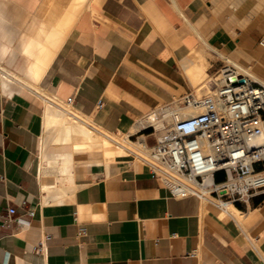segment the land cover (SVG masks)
<instances>
[{
	"label": "crops",
	"instance_id": "0c3cea01",
	"mask_svg": "<svg viewBox=\"0 0 264 264\" xmlns=\"http://www.w3.org/2000/svg\"><path fill=\"white\" fill-rule=\"evenodd\" d=\"M226 2L0 0V264H264V196L236 207L241 221L195 197L175 199L135 153L112 160L100 144L75 148L81 137L62 142L27 84L72 98L82 120L124 146L153 147L161 136L135 130L139 122L195 92L223 55L260 57L236 25L262 31L264 17L254 26L251 11ZM31 60L38 81L28 77ZM12 208L21 219L35 211L29 226H4Z\"/></svg>",
	"mask_w": 264,
	"mask_h": 264
},
{
	"label": "built area",
	"instance_id": "2783aa9c",
	"mask_svg": "<svg viewBox=\"0 0 264 264\" xmlns=\"http://www.w3.org/2000/svg\"><path fill=\"white\" fill-rule=\"evenodd\" d=\"M259 46L264 50V38ZM188 109L192 115L185 114ZM151 115L147 129L162 136L153 147L142 143L147 156L139 159L173 198L195 197L222 210L224 204L239 207L264 196L263 82L223 59L195 92ZM34 216L29 210L21 219L12 208L4 226L27 227ZM48 239L35 248L37 254L46 252Z\"/></svg>",
	"mask_w": 264,
	"mask_h": 264
},
{
	"label": "bare ground",
	"instance_id": "6f19581e",
	"mask_svg": "<svg viewBox=\"0 0 264 264\" xmlns=\"http://www.w3.org/2000/svg\"><path fill=\"white\" fill-rule=\"evenodd\" d=\"M81 1V0H80ZM91 1V0H90ZM235 1V0H234ZM71 2V1H70ZM76 2V1H75ZM79 2V1H78ZM77 2V3H78ZM89 2V1H88ZM87 2V4H88ZM224 2V1H223ZM237 2V1H236ZM242 5L244 6H250L252 5V3L254 2V0H242V1H239ZM260 3H263L262 5L259 4L258 2V5L256 3V6L255 8H257L258 10H260L261 14H259L258 16L261 17L264 16V0H260L259 1ZM74 3V2H73ZM71 3V5L73 4ZM90 3V2H89ZM239 3V4H240ZM53 4V3H52ZM239 4H235L236 6L234 8H232L234 11H236L237 13V7H242L241 5ZM89 5V4H88ZM88 5H84L83 7L86 6V8L88 7ZM234 5V4H233ZM73 6V5H72ZM90 6V5H89ZM76 7V6H75ZM82 7V6H81ZM53 8V7H52ZM252 8V7H251ZM51 9V8H50ZM49 9V10H50ZM54 9V8H53ZM70 9V8H69ZM81 9V8H79ZM83 9V8H82ZM89 9V7H88ZM239 9V8H238ZM245 9L244 11L246 12V10L249 8H243ZM251 10V9H250ZM69 11V10H68ZM83 11V10H82ZM244 12L242 10H239L238 12ZM52 12V10H51ZM66 12V10H65ZM79 12V11H78ZM259 12V13H260ZM55 13V12H53ZM247 13V12H246ZM256 13V12H254ZM258 13V12H257ZM47 14V13H46ZM253 14V11L252 13ZM241 15V14H240ZM257 15V14H256ZM70 16V15H69ZM257 16V17H258ZM55 18V17H54ZM67 19V18H66ZM72 19V18H71ZM51 20V19H50ZM243 20V19H242ZM244 21V20H243ZM64 26V25H63ZM248 27V26H247ZM58 29V28H57ZM63 29V27H62ZM62 29H61V32H62ZM67 29V28H66ZM59 30V29H58ZM64 30V29H63ZM68 30V29H67ZM33 40V39H32ZM207 46V45H206ZM45 48V47H44ZM196 48V47H195ZM202 51V50H201ZM27 54H32L34 53V47L33 46H29V48L25 51ZM54 52V51H53ZM240 53V52H239ZM38 59L39 61L42 63L43 61L47 60V49L45 50H40L38 53ZM54 54V53H53ZM51 55V54H50ZM25 56V55H24ZM231 56V55H230ZM52 57V56H51ZM229 57V56H228ZM248 57V56H246ZM174 58V57H173ZM232 58V57H231ZM239 58V57H238ZM29 59V58H28ZM38 59L36 60V62L38 61ZM52 59V58H51ZM50 59V61H51ZM225 59L227 62L231 63V64H234L236 65L237 67H239L245 74H247L248 76H251L254 80L256 81H259V82H263L264 81H261L259 78H257L254 73L252 72L251 68L250 67H245L243 66L244 64H236V63H233L230 60H228L226 57L223 58ZM233 59V58H232ZM249 59V58H248ZM244 60V59H243ZM32 61V60H31ZM38 61V62H39ZM48 60V62H50ZM236 61V60H235ZM250 61V60H249ZM44 63V62H43ZM42 63V64H43ZM46 63V61H45ZM44 63V64H45ZM51 63V62H50ZM244 63V62H243ZM33 64V61L31 63V65ZM37 63H35L34 66L32 67H29V75L28 77L32 80H37L38 81V78H39V70H40V67L38 68V66L36 65ZM41 64V65H42ZM30 65V66H31ZM38 65H40L38 63ZM40 65V66H41ZM47 67V63L45 65ZM49 66V65H48ZM44 67V65H43ZM199 67V66H198ZM1 68V67H0ZM45 68V67H44ZM206 68V67H205ZM43 69V68H42ZM46 69V68H45ZM42 72V70H41ZM44 73V70L43 72ZM7 75V74H6ZM44 75V74H43ZM7 78V76L5 77ZM207 79V78H206ZM205 79V80H206ZM31 80V81H32ZM41 80V79H40ZM203 83V82H202ZM28 86L30 87H33L38 93L39 95H41L42 97H44L45 99V102H46V109H45V119H46V123L51 125V126H54L56 128L59 129V131L63 134V137H61L62 139V142H69L72 140V136H78V137H81V141L80 142H75L74 143V147L77 148V149H81V148H85L87 145H91V144H100L102 146V148L104 149V153H105V157L108 158V159H114L117 155H125V154H128L129 152H132L130 150V147H127V146H124V144H122L123 142L116 138L115 136L111 135V134H108V133H105L104 131L100 130L98 127H96L90 120H82L80 118V115L79 113L73 108L72 105L68 104L67 101H62V100H59V98L57 99V96L56 97H53L51 95H49L48 93H46L45 91L41 90L36 84L33 83H27ZM202 85V84H201ZM198 86V85H197ZM198 88V87H197ZM196 88V89H197ZM191 110L188 109L185 111V114H189V115H192L191 114ZM153 122V117L152 115L148 117V119H145V120H142L141 122H139V124L137 125V127L135 128V130H137L138 128H140L141 126H146V125H149L150 123ZM142 129V128H141ZM134 130V131H135ZM126 145V144H125ZM135 152V151H134ZM132 152V153H134ZM131 153V154H132ZM130 154V155H131ZM135 155L140 158L139 155H137L135 153ZM134 157V154L132 155ZM135 156V157H136ZM136 157V158H137ZM137 158V159H138ZM140 160V159H139ZM204 202H207L210 204V202L208 201H204ZM223 211H226L232 215H235L236 216H241V212L238 211V209L236 208V206L232 205V204H224V208L222 209Z\"/></svg>",
	"mask_w": 264,
	"mask_h": 264
},
{
	"label": "rangeland",
	"instance_id": "374dc122",
	"mask_svg": "<svg viewBox=\"0 0 264 264\" xmlns=\"http://www.w3.org/2000/svg\"><path fill=\"white\" fill-rule=\"evenodd\" d=\"M237 1V2H236ZM239 1H242V0H227V2H226V5H227V7H232V8H234L236 5V3L237 4H239L240 2ZM260 0H254V2L252 3V5H251V7L248 5L247 7L246 6H244V5H242L241 3L239 4V5H241L242 7H237V13L236 14H241V11L240 12H238L239 10H242V11H244L245 9H243V8H249V10L247 9V11H253V25L254 26H257V24H258V22L259 21H261L262 20V18H260V16H258L259 14H261V12H260V10H258L257 8H255V6H256V3L258 2L259 4H263V3H260L259 2ZM258 3H257V5H258ZM234 4V5H233ZM239 8V9H238ZM251 9V10H250ZM245 12V11H244ZM244 12H242V13H244ZM254 12H256V13H254ZM258 12V13H257ZM260 12V13H259ZM230 13L232 14V16H233V14H234V12H233V10H230ZM257 14V15H256ZM258 16V17H257ZM261 17H264V16H262L261 15ZM263 25H264V19H263V23H262ZM237 26V31H238V33H240V32H242V33H247V34H250L253 38H254V40L256 41V44H255V48H254V51H253V53L254 54H257V53H260L261 55H260V57H258V58H253V59H251L250 60V62L248 63V62H245V63H243V61L242 60H240L239 58H235V57H232L231 58V56L229 57L230 59H231V61L233 62V63H236V64H239V65H241V64H244L243 66H245L246 68L247 67H250V66H252V65H258V66H261V67H263L264 68V50L259 46V42H260V40L262 39V38H264V30H262V31H260V30H257V29H255V28H253V29H251V30H249V31H246L244 28H242L240 25L238 26V25H236ZM226 56L225 55H223V58H225ZM228 60H230L228 57H226ZM236 60V61H235ZM247 63L250 65V66H248L247 65ZM251 68V67H250ZM253 73H254V75L257 77V78H259L261 81H264V77H261V76H259V75H257L254 71H252ZM207 92V91H206ZM148 119V118H147ZM159 136H162V133H159ZM130 150L132 151V152H134V153H136L137 155H141V156H147L146 154H145V152L143 151V149H142V147H140V146H137V148H133V149H131L130 148ZM207 204V203H206ZM208 205V204H207ZM241 206H239V207H237V208H240ZM233 216H235V215H233ZM239 216H236L235 218L236 219H238V220H242L241 218H238Z\"/></svg>",
	"mask_w": 264,
	"mask_h": 264
},
{
	"label": "water",
	"instance_id": "95a60500",
	"mask_svg": "<svg viewBox=\"0 0 264 264\" xmlns=\"http://www.w3.org/2000/svg\"><path fill=\"white\" fill-rule=\"evenodd\" d=\"M241 83H244V81L242 80Z\"/></svg>",
	"mask_w": 264,
	"mask_h": 264
}]
</instances>
